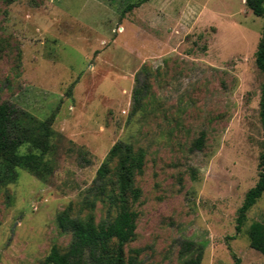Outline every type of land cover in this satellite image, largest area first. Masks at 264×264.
I'll use <instances>...</instances> for the list:
<instances>
[{
	"label": "rangeland",
	"instance_id": "rangeland-1",
	"mask_svg": "<svg viewBox=\"0 0 264 264\" xmlns=\"http://www.w3.org/2000/svg\"><path fill=\"white\" fill-rule=\"evenodd\" d=\"M136 1L0 0V103L38 119L55 112L51 172L40 180L18 170L0 185V264H38L52 246L67 247L55 216L68 205L78 212L117 142L145 155L125 257L139 250L140 264H182L191 241L201 264H233L232 255L264 264L247 234L264 193L235 231L263 142L254 63L263 19L243 0H147L123 12ZM135 87L143 99L132 110ZM114 181L112 164L108 191ZM107 211L103 199L91 214L97 222Z\"/></svg>",
	"mask_w": 264,
	"mask_h": 264
},
{
	"label": "trees",
	"instance_id": "trees-1",
	"mask_svg": "<svg viewBox=\"0 0 264 264\" xmlns=\"http://www.w3.org/2000/svg\"><path fill=\"white\" fill-rule=\"evenodd\" d=\"M147 0H138L128 4L123 12L138 7ZM246 8L257 17L263 19L260 38L254 53L256 68L262 73L258 100V119L263 135L259 154L258 177L255 184L247 190L235 218V231L239 232L246 213L264 193V0H243ZM143 99L141 88H134L132 93V110L140 107ZM55 112L44 119L7 102L0 103V185L15 182L18 170H25L40 180L51 172V164L47 160L50 153V140L53 136L52 125ZM201 136L194 146L200 149ZM23 146L32 151L19 152ZM144 152L134 150L124 142L115 143L107 152L105 159L95 171L94 178L82 194L79 210L72 213L68 205L55 216V224L62 233L70 235V241L64 250L52 246L48 254L38 264H140L135 256L125 257L123 246L134 239L137 214L131 209L141 195L140 189L133 186V177L141 173L144 164ZM112 164L115 165L114 191L107 190V180ZM106 199L109 211L104 218L95 222L91 212L97 202ZM113 214H110V210ZM86 214L82 215V212ZM249 246L264 255V214L259 221L248 228ZM116 245L113 255L109 253V245ZM184 256L182 264H201L202 249L191 241L181 245ZM233 264H239L234 255Z\"/></svg>",
	"mask_w": 264,
	"mask_h": 264
}]
</instances>
